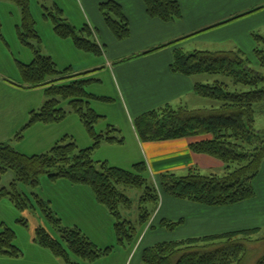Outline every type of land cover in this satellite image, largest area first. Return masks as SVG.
<instances>
[{
  "label": "trees",
  "instance_id": "1",
  "mask_svg": "<svg viewBox=\"0 0 264 264\" xmlns=\"http://www.w3.org/2000/svg\"><path fill=\"white\" fill-rule=\"evenodd\" d=\"M9 1L21 11L18 38L22 45L32 51L33 57L29 64L18 63L22 88H42L46 98L40 109L29 114L28 122L15 140H20L24 130L35 124L58 125L69 114H74L92 143L90 147L80 149L72 137L65 136L47 153L36 156L23 155L9 143H0V178L1 174L11 171L15 175L12 186L14 182H19L35 187L41 175L49 176L53 182L64 179L69 184L87 186L96 203L113 218V230L119 247H130L137 241V228H144L151 221L152 214L159 206L160 192L176 201L212 209L237 206L255 197L253 182L259 178L264 165V130L254 129L257 111L264 113V37L253 36L254 60L245 57L238 49L220 52L196 50L189 54L180 49L172 50V73L184 77L202 75L221 78L209 84L198 81L193 84L194 96L211 104L199 110L189 109L188 106L173 108L164 105L134 120L136 134L144 143L197 138L199 141L190 145L191 152L216 159L223 166L224 175L205 176L195 167L185 175L166 172L159 175L157 188L150 180L145 162L124 170L107 162L93 160L94 152L101 145L121 144L124 140L120 131L113 126H108L105 133L97 132V125L104 118L91 107V103L112 100L105 96L98 97L87 90L92 84L99 83L96 79L88 78L90 73L73 75L71 67L60 70L51 57L42 55L41 39L29 7L30 0ZM141 1L150 19L171 24L183 17L176 0ZM99 12L117 41H125L129 37L131 30L121 6L115 2L102 3ZM45 16L49 17L53 32L59 39L70 40L76 50L85 54L102 57V49L87 27L77 31L63 19L62 10L57 7ZM161 48L151 49L148 53ZM65 103L69 111L63 108ZM131 188L142 193L137 225L123 218L121 211L122 208L132 207L131 200L125 194V190ZM3 197L10 199L13 206L22 212L29 207L30 199L22 196L15 187L13 190L0 187V199ZM38 202L59 239L39 227L34 230L36 245L49 250L63 264H91L111 255L113 247L97 248L77 227L62 226L53 210L43 201ZM182 223V219L178 222L161 220L159 228L171 234ZM259 233L260 229H251L159 242L142 250L141 264H244L249 244L260 243L264 248V237L256 239ZM14 240L12 230L7 227L0 230V254L12 258L20 256ZM255 264H264V251Z\"/></svg>",
  "mask_w": 264,
  "mask_h": 264
},
{
  "label": "crops",
  "instance_id": "2",
  "mask_svg": "<svg viewBox=\"0 0 264 264\" xmlns=\"http://www.w3.org/2000/svg\"><path fill=\"white\" fill-rule=\"evenodd\" d=\"M176 1L181 7L183 17L180 21L165 24L146 16L145 6L141 0H71L72 4L74 3V7L77 6L80 10L79 25L82 24V27H87L92 32V38L102 49L103 55L101 58L79 65L78 69H75L71 63L60 69L65 70L71 67L73 75L90 73L88 78L98 80L99 84L102 83L101 76L104 74L113 91L112 99L109 96L107 97L112 100V103H117L116 116L114 114L111 116L113 118H110L106 112L104 113L105 115L98 113L92 107V103L91 107L104 118L98 123L97 132L105 133L108 126H113L120 131V135L124 140L121 144L106 143L101 145L94 152L93 160L107 162L109 165L121 169L125 168V164L130 168V166L145 162L149 170L150 180L157 188L159 175L166 172L185 175L193 167L199 169V171L201 169L223 168L216 159L191 152L190 145L199 141L197 138L188 137L186 139H176V141L144 143L140 142L136 134L133 123L135 119L167 104L173 108L175 105L178 107L186 104L190 98L194 97L193 84L197 83V81L201 82L199 81V76L184 77L170 71L173 58L172 50H181V45L173 43L196 34H198L195 37L197 40L217 38L219 42L223 41V39H229L231 31L247 35V33L255 29H264V9H262L264 8V0ZM106 2H115L121 6L123 14L128 19L131 32L125 41H117L105 25L104 18L99 12V6ZM55 6L58 7L56 4ZM257 11L261 12L253 14V17L242 19L236 24L225 25L234 19ZM62 13L64 19V10H62ZM64 20H67V18ZM67 22L69 23V20ZM69 24L77 31L80 29L78 28L79 26L76 27L71 23ZM216 27H219L218 30L213 31L212 29ZM52 35L53 43L57 46H69L68 40L59 39L54 32ZM161 46L160 50L148 53L149 50L160 48ZM237 49L247 56L244 50L241 48ZM46 56L52 59V56ZM247 57L254 60L250 56ZM5 87L10 92L11 87L7 85ZM37 90L45 92L42 88H37ZM96 96L101 97L100 95ZM45 100L44 93L33 97V99L23 98L19 106V109H23L19 115L21 116L20 122L12 120L11 112L8 109L3 112V114H6L5 117L7 119L4 122V127L7 126L10 129L9 133L0 131V143H12V139H15L21 133L28 122L29 114L40 109L45 104ZM8 101L9 99L2 100L1 103L8 105ZM62 124L63 122L55 126L35 124L32 128L23 132L19 141L20 143L25 142L26 138L34 133L37 128L40 133V139L43 141L42 144H38V147L35 148L37 152L47 151L65 136L72 137L80 149L91 146V139L86 131L83 133V125L81 126L79 120H72V124L77 127L81 142L80 139L75 137V133L63 131ZM11 137L13 138L11 139ZM35 150H30L29 155L32 156V152H36ZM255 186V197L249 202L215 209L176 201L160 192L159 206L151 221L144 228H137L139 236L134 245L119 248L120 250L124 249V252H119L123 255L119 257L121 262L118 263L116 261L115 264H140L142 250L159 242L181 241V239L239 232L241 230L260 229L261 231L264 227V165ZM69 190L72 193L75 192L73 194L84 196L89 201L92 209L101 217L110 218L106 209L96 203L94 196L90 195L87 189L80 186H71ZM110 219L109 230H113L114 223H111ZM180 219L183 220V223L174 233L168 234L159 228L161 220L178 222ZM86 223L88 222L86 221ZM86 223L80 219L76 223L71 224V226L73 228L78 227L80 231L83 230V234L92 240V234L89 232L91 230L89 228H86L88 230L83 229ZM109 230L101 233L92 231L97 239H105L109 238ZM105 248H108V245H105ZM114 254L111 257L110 255L107 256L104 260H110ZM51 256L53 255L51 254ZM55 259L56 262L54 261L53 264H63L57 257ZM104 260L99 259V261Z\"/></svg>",
  "mask_w": 264,
  "mask_h": 264
},
{
  "label": "rangeland",
  "instance_id": "3",
  "mask_svg": "<svg viewBox=\"0 0 264 264\" xmlns=\"http://www.w3.org/2000/svg\"><path fill=\"white\" fill-rule=\"evenodd\" d=\"M55 4L61 10H64V19L67 18L69 23L73 26H79L81 28L83 25H79V13L80 10L76 6L74 7V3L72 4L71 0H30L29 7L33 16L34 21L36 22L35 28L39 37L41 39V54L42 55H50L52 56V60L56 63L59 69L64 68L67 64H72L75 69H78L79 65L83 63H88L91 60H96L97 57L93 56L92 54H85L79 50H76L70 40L67 41L69 44L66 46L59 47L53 43V27L52 22L50 21L48 16H45L48 12H53V8L56 7ZM73 5V6H72ZM261 11L253 12L250 15L242 16L241 18L234 19L225 25H232L236 24L237 22L242 21V19L253 17V14H257ZM21 11L15 4L10 2L9 0H0V131H4L9 133V129L7 126L4 127V122L7 121L6 114H3L7 109L11 112L12 120L14 122H20L21 116H19L22 112L19 109L20 103L22 102L23 98H32L36 96L43 95L44 92L42 90H28L23 89L22 85L23 82L21 81V74L18 69V63L27 64L32 61V51H30L27 47L21 44L18 34L17 28L18 25L21 24ZM220 27V26H219ZM219 27H216L214 30H218ZM254 34L260 35L264 37V29H255L254 31H250L247 35H243L240 33H235L231 31V35L229 39H223V41H217V38H208L206 40H197L195 37L198 36L196 34L192 37H186L183 40L179 41L178 45H181V50L183 53L189 54L196 50L200 51H212V52H220V51H231L237 48H241L245 51L247 56L252 58V50L255 47V42L253 39ZM200 35V34H199ZM245 56V57H247ZM100 77V76H94ZM102 83H95L92 84L87 90L94 95H100L101 97L109 96L112 99V89L111 86L104 76H101ZM202 84H209L213 81L220 80L221 78L218 77H205L199 76ZM5 85L10 86V92L6 89ZM8 105L1 103L2 100H7ZM211 102H208L200 97H192L190 98L186 104L182 106H187L189 109L199 110V108L209 107ZM92 107L98 112L104 114L105 112L113 118L115 114L116 116V109L117 103L114 104L112 102H98L92 101ZM177 105L174 106V108ZM259 107V106H258ZM63 108L66 111H69L68 105L65 103L63 104ZM259 110V109H258ZM3 114V115H2ZM105 115V114H104ZM114 116V120H115ZM73 118V119H72ZM256 123L254 125L255 130H264V113L260 114L257 111L256 114ZM29 119V118H28ZM78 120L74 114H69L66 117V121H63L62 130L63 131H71L80 139L77 132V127L73 126L72 120ZM42 125V124H37ZM45 126V125H42ZM49 126V125H47ZM55 126V125H53ZM82 126V125H81ZM83 127V126H82ZM81 127V128H82ZM32 128V127H31ZM68 128V129H67ZM83 133L85 128H82ZM28 130V129H26ZM24 130V131H26ZM13 137H11L12 139ZM43 141L40 139V133L36 128L34 133L30 134L26 141L20 143L19 140L12 139L11 146H13L17 151L26 155L30 154V150L34 151L38 144H42ZM36 151V150H35ZM49 151V149H47ZM47 151L44 152H32V156L45 154ZM30 156V155H29ZM124 169L130 170V168L125 164ZM200 173L205 176L209 175H217L223 176L224 171L223 168H213V169H201ZM15 175L11 171H6L5 173L1 174L0 178V187H5L8 190L15 189L22 194V196H27L30 200L28 202L29 207L26 211L17 210L13 204L11 203L10 199L3 197L0 199V230H3L4 227L9 228L15 234L14 246H17L21 252V255L17 258H12L8 255L0 254V264H53L56 260L54 256H51L50 251L39 247L36 245L34 241L35 233L34 230L42 227L47 232L52 234L55 239H59L57 232H55L51 227V223L47 221L43 212L42 206L38 201H43L49 209H52L53 212L56 214V217L61 220L62 226L73 228L71 224L76 223L80 219L86 223L83 226V229L89 228V230H93L96 232H103L109 230V219L111 218H103L98 213H96L89 201L80 195L73 194L75 192H70L69 187L71 186H78L74 184H69L66 180L60 179L56 182L50 180L49 176L41 175L38 180V184L35 187H31L28 185H23L19 182H14ZM257 179L253 182V188L256 186ZM82 188L87 189L88 193L92 195L90 188L87 186H80ZM125 194L131 200L132 207L130 209L122 208V215L123 218L131 221L132 223L137 225L138 221V214H139V207H140V197L142 193L136 189H126ZM94 196V195H93ZM94 198V197H93ZM151 208V206H149ZM154 213L152 214V216ZM111 223L114 222L113 218L110 219ZM82 227V226H81ZM78 228V227H77ZM88 230V229H86ZM163 230V229H162ZM83 231V230H82ZM90 232L92 234V240L97 248L104 249L105 245L108 247H113L111 255L114 256L108 260L103 257L102 260L96 264H111L117 261L118 263L121 262V258L123 255L120 253L124 252V249H119L122 247L117 246L115 232L113 230H109V238L101 239L95 237L93 231ZM112 231V233H111ZM164 231V230H163ZM83 233V232H82ZM84 233H86L84 231ZM114 233V234H113ZM108 234V233H107ZM264 237V227L259 233L258 238ZM255 240V239H253ZM103 246V247H102ZM248 251L245 257L244 264H255V262L261 257L263 254L264 248L260 243L252 242L247 246ZM120 252V253H119ZM110 255V257H111ZM120 255V256H119ZM74 260H78L72 256ZM60 260V259H58ZM61 261V260H60ZM80 261V260H78ZM56 262V261H55ZM58 262V261H57ZM81 264H88L81 262ZM90 264V263H89ZM92 264V263H91ZM141 264V263H140Z\"/></svg>",
  "mask_w": 264,
  "mask_h": 264
}]
</instances>
